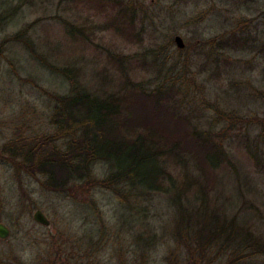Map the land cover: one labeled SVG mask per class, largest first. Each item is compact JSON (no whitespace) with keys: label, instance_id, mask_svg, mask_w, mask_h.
I'll return each instance as SVG.
<instances>
[{"label":"rangeland","instance_id":"374dc122","mask_svg":"<svg viewBox=\"0 0 264 264\" xmlns=\"http://www.w3.org/2000/svg\"><path fill=\"white\" fill-rule=\"evenodd\" d=\"M133 1L136 39L109 29L87 30L103 18L90 15L81 0H0V13H13L0 27V222L10 229L8 238L0 239V264H183L186 257L171 235L177 210L169 195L136 189L138 196L122 199L85 185L49 191L38 176L29 174L21 158L4 151L6 143L13 145L12 139L20 135L56 132L50 123L53 101L44 90L65 93L69 81L43 66L36 58L40 53L52 65H74L90 90L117 84H105L101 77L112 67L110 54L130 58L137 70L132 77L143 82L185 75L190 85L179 94L184 107L195 121L213 128L235 164L217 170L219 182L204 180L210 190L206 200L218 205L228 220L233 216L245 223L264 242V125L259 121L264 120V62L241 47L223 53L212 51L210 44L199 47L220 36L251 39L264 28V0ZM25 27L22 37L27 41L11 40ZM77 27L89 35L84 45L69 38L67 31L76 32ZM175 35L183 38V48L176 47ZM221 112L241 118L220 117ZM180 168L174 171L178 182ZM106 171L107 163L93 166L97 177ZM189 171L191 178L202 179L191 165ZM192 196L183 195L184 206ZM37 209L49 219L48 226L33 219ZM139 234L150 238L141 248L135 242ZM227 258L228 252L206 263L227 264ZM247 259L236 264H264V252Z\"/></svg>","mask_w":264,"mask_h":264},{"label":"trees","instance_id":"16d2710c","mask_svg":"<svg viewBox=\"0 0 264 264\" xmlns=\"http://www.w3.org/2000/svg\"><path fill=\"white\" fill-rule=\"evenodd\" d=\"M81 2L91 9L90 15L103 18L100 24H91L87 30L95 27L112 30L124 37H138L133 0ZM12 15L11 12L0 13V27ZM26 28L15 33L11 40L27 41L22 37ZM67 32L73 43L84 45L88 41L89 35H84L82 28ZM30 43L28 41L26 45L30 47ZM201 43L200 48L210 44L212 51L217 49L221 53L225 48L249 49L264 62V28L256 31L251 39L235 34ZM29 50L31 54V47ZM40 55L36 58L43 66L59 72L69 81L65 93L55 95L44 90L53 101L50 123L56 132L28 137L20 135L12 139L13 145L6 143L4 151L13 159L21 158L29 174L39 177L42 188L66 192L74 185H85L87 189L110 190L122 199L136 197V189L142 194L154 191L169 195L177 210L171 235L186 251L183 264H207L206 259L212 260L226 252L231 257L227 258V264L228 260L235 264L246 263L248 256L264 252L261 236L237 218L234 220L233 216L228 220L218 205L206 200L210 190L204 180L219 182L221 174L217 175V170L223 172L235 164L229 148L216 139L213 128L195 121L193 114L184 107L179 94L190 85L185 75L172 74L168 79L164 77L162 82H143L132 77V72L135 74L137 70L130 58L110 54L112 67L101 77L105 84H117L113 89L102 86L90 90L79 78L74 65L55 66ZM222 114L220 117L227 119L241 118ZM259 121L264 125V120ZM168 124L170 127L167 128ZM251 154L257 160V154L252 151ZM97 162L107 163L103 177H97L93 172ZM190 165L193 172H201V180L190 177ZM178 167H181V182L176 181L174 173ZM201 168L211 173L204 175ZM186 193L193 195L188 206L182 202ZM144 239L138 235L135 239L138 247ZM145 240L150 241V238ZM148 244L145 242L144 246L147 248Z\"/></svg>","mask_w":264,"mask_h":264},{"label":"water","instance_id":"95a60500","mask_svg":"<svg viewBox=\"0 0 264 264\" xmlns=\"http://www.w3.org/2000/svg\"><path fill=\"white\" fill-rule=\"evenodd\" d=\"M173 39L177 48L181 49L185 46L184 40L180 35H175ZM33 219L35 220V222L43 226H48L50 224L49 219L40 209H37L33 213ZM9 235H10V229L6 225L0 222V239H6L8 238Z\"/></svg>","mask_w":264,"mask_h":264},{"label":"flooded vegetation","instance_id":"af4514ba","mask_svg":"<svg viewBox=\"0 0 264 264\" xmlns=\"http://www.w3.org/2000/svg\"><path fill=\"white\" fill-rule=\"evenodd\" d=\"M137 248H138V246H137Z\"/></svg>","mask_w":264,"mask_h":264}]
</instances>
